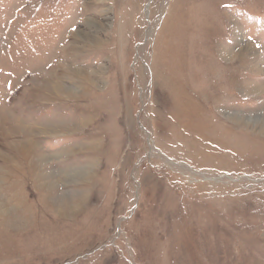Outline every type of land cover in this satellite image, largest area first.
<instances>
[{"label":"rangeland","instance_id":"374dc122","mask_svg":"<svg viewBox=\"0 0 264 264\" xmlns=\"http://www.w3.org/2000/svg\"><path fill=\"white\" fill-rule=\"evenodd\" d=\"M0 264H264V0H0Z\"/></svg>","mask_w":264,"mask_h":264}]
</instances>
